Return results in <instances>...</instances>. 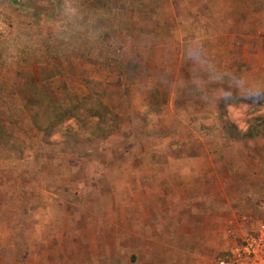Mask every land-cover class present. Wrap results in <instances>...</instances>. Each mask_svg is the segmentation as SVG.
<instances>
[{
  "label": "rangeland",
  "instance_id": "1",
  "mask_svg": "<svg viewBox=\"0 0 264 264\" xmlns=\"http://www.w3.org/2000/svg\"><path fill=\"white\" fill-rule=\"evenodd\" d=\"M105 1L0 0V264H216L264 221V0Z\"/></svg>",
  "mask_w": 264,
  "mask_h": 264
},
{
  "label": "built area",
  "instance_id": "2",
  "mask_svg": "<svg viewBox=\"0 0 264 264\" xmlns=\"http://www.w3.org/2000/svg\"><path fill=\"white\" fill-rule=\"evenodd\" d=\"M216 264H264V221L252 233L240 237L228 254L219 257Z\"/></svg>",
  "mask_w": 264,
  "mask_h": 264
},
{
  "label": "clouds",
  "instance_id": "3",
  "mask_svg": "<svg viewBox=\"0 0 264 264\" xmlns=\"http://www.w3.org/2000/svg\"><path fill=\"white\" fill-rule=\"evenodd\" d=\"M71 11H72L71 5H69V8L66 9L65 14L71 15ZM191 56L194 60L197 59V54L195 52L191 53ZM258 92H259V88L257 85H250L248 88L243 90L244 99L250 101L257 95ZM260 94L264 95V92H260Z\"/></svg>",
  "mask_w": 264,
  "mask_h": 264
},
{
  "label": "crops",
  "instance_id": "4",
  "mask_svg": "<svg viewBox=\"0 0 264 264\" xmlns=\"http://www.w3.org/2000/svg\"><path fill=\"white\" fill-rule=\"evenodd\" d=\"M1 23H0V27L2 28L4 26V24H2L3 25L2 26ZM1 28H0V30H1ZM0 50H2L1 46H0ZM2 61H3V59L0 57V62L2 63ZM13 210H14V208H13ZM8 216H9L10 219H14L16 217L15 211L9 212ZM13 216H14V218H13ZM8 229H9V223L5 220V215H3V221L0 222V234H1V237H2V242L4 241V237L7 234Z\"/></svg>",
  "mask_w": 264,
  "mask_h": 264
},
{
  "label": "trees",
  "instance_id": "5",
  "mask_svg": "<svg viewBox=\"0 0 264 264\" xmlns=\"http://www.w3.org/2000/svg\"><path fill=\"white\" fill-rule=\"evenodd\" d=\"M86 0H83V2H85ZM90 1H94V2H97V7H102V8H104L106 5V1L105 0H87V3H89ZM110 1H112V0H110ZM114 2H117L116 0H114ZM119 2H120V0H119Z\"/></svg>",
  "mask_w": 264,
  "mask_h": 264
}]
</instances>
